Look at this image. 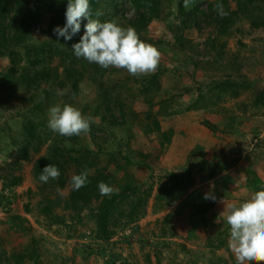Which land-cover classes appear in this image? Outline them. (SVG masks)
<instances>
[{
	"label": "rangeland",
	"instance_id": "obj_1",
	"mask_svg": "<svg viewBox=\"0 0 264 264\" xmlns=\"http://www.w3.org/2000/svg\"><path fill=\"white\" fill-rule=\"evenodd\" d=\"M58 1L0 0V22L5 17L8 26L6 42L0 41V264H235L224 205L264 189V12L257 24L252 16L237 18L222 35L211 21L221 0H191L188 7L184 0H152L158 17L145 41L160 60L155 71L131 75L74 56L86 20L71 41L57 39L53 30L65 25L53 10ZM17 10L27 20L11 28ZM150 10L142 0L141 11ZM92 15L125 28L138 10L130 0H101ZM184 20L193 27L180 30ZM154 79L158 89L148 83ZM224 79L249 87L226 93L218 84ZM57 104L90 117V131L53 133L48 109ZM207 121L217 129L205 127ZM81 151L117 181L111 194L119 195L120 206L111 211L109 236L97 230L99 200L81 212L66 207L71 178L83 170L73 164L84 159ZM50 164L64 186L59 178L39 181ZM162 187L180 192L168 207ZM206 193L216 200H205ZM129 202L143 203L136 215ZM47 203L54 206L49 215Z\"/></svg>",
	"mask_w": 264,
	"mask_h": 264
},
{
	"label": "clouds",
	"instance_id": "obj_2",
	"mask_svg": "<svg viewBox=\"0 0 264 264\" xmlns=\"http://www.w3.org/2000/svg\"><path fill=\"white\" fill-rule=\"evenodd\" d=\"M191 0H184L185 7ZM218 15H226L222 4L216 5ZM66 22L53 31L57 39L71 41L81 32L83 21L84 34L79 42L72 45L77 59H84L102 68L116 67L125 69L131 75L150 73L156 70L161 53L153 45L140 40L136 31L124 28L115 21L100 22L92 18L90 0H68L65 12ZM58 90L57 95H62ZM91 118L70 105L57 104L48 109V128L64 137L79 136L90 131ZM88 170L73 175V190H80L88 181ZM60 171L54 164L47 165L39 175V181L47 183L58 179ZM100 195H110L114 189L104 182L97 185ZM205 200H216L211 193L204 195ZM223 203V201H221ZM224 204V203H223ZM221 216H225L230 228L228 246L235 256V264H258L264 262V189L256 191L250 199L237 204L224 205Z\"/></svg>",
	"mask_w": 264,
	"mask_h": 264
},
{
	"label": "trees",
	"instance_id": "obj_3",
	"mask_svg": "<svg viewBox=\"0 0 264 264\" xmlns=\"http://www.w3.org/2000/svg\"><path fill=\"white\" fill-rule=\"evenodd\" d=\"M100 1L101 0H90L91 11L96 12L97 5ZM143 1H144V4H146L149 8H151L150 12L146 13V12L141 11L142 0H130V2L134 6L137 7L138 15L133 20L129 21L128 26L125 28H128V27L133 28L136 31V33L138 34L140 40H142L143 42L146 43V41H145L146 40V38H145L146 30H147L150 22L154 18L158 17V13H157L156 8H154V6H153L154 2L152 0H143ZM262 1L263 0H247V1H245V0H221L217 4L223 5V9H225L224 12L226 13V15H223V16L218 15L217 11H216V16H214L211 19V21L213 23H215V25H217L218 31L222 35H228L233 23L236 21L237 18H242V16H247V18H250V16H252L253 17L252 23L257 24L258 20L261 18V14L264 12V6L261 5V3H260ZM232 2L236 3L235 9H232V6H231ZM67 3H68V0H59L58 2H55L54 6H53L54 12L58 13V15L61 14V17H63V19H65V22H66L65 12L67 9ZM217 4H215V6H212V7H214V9H216ZM7 6H8L7 3L2 4L1 10L6 12ZM253 6H254V8L251 9ZM92 18L95 19L93 17V15H92ZM4 19H5V17H4ZM4 19H3V22H0V41L6 42V37L8 38V36L5 35V31H7L8 26H6L4 24L5 23ZM26 20H27V14L23 11L17 10L15 15L11 18V21L14 22L11 28H14V27L18 28V26H21L24 23H26ZM190 20H188V21L184 20L183 21L184 25L183 26L181 25L180 30H184L185 28L189 29L187 27L189 26V24H191L190 23L191 21L195 22V23H193L194 25H198L199 18L197 19L196 16L193 20H191V21ZM193 24H191L192 27H193ZM82 25H81V27H82ZM177 43L179 45H183L181 39H177ZM46 46H49L50 49H52V48L58 49L59 48L55 45H50V44H47ZM46 46H41L40 47L41 49H38V50L36 48L34 49V51L37 50V58H39V56L42 52H45ZM70 74L72 75V77H74L75 72L72 71ZM80 74L81 75L76 76L78 78L77 79L75 78V83H78L84 77V72L80 73ZM148 83L156 84L155 87L157 89L159 88V85H160L159 81L156 79L150 80V81H148ZM218 84L221 87H223V91L226 93L228 92L227 88H231V89L233 88V90H234L236 88H240V86H242V85L247 86V87H245V89L249 87L248 86L249 84H247V83H239V82H235V81H232L229 79H224V80L218 82ZM150 90L151 89H148L146 91L152 92ZM237 95H238V93L235 94V96H237ZM103 98L105 101V110L107 112H112V110H111L112 107L110 105V104H112V100H111L110 96L105 95V96H103ZM101 104L102 105L99 106L98 111L103 106V102ZM191 110H193V109H191ZM155 124H156L157 128L159 129V123L156 121ZM203 125L205 127H207L208 129H211V130L217 129V127L209 121L205 122ZM86 152H87L86 155L85 154L83 155L82 151L79 153L81 155V157L84 158L82 160H79L78 157L77 158L71 157V158L75 159V160H73L74 161L73 164L76 166V168H79V169L82 168L83 169L82 171L88 170V172H91L93 169H95L94 168L95 163L89 157V152L88 151H86ZM82 171H80V173ZM90 174L91 173H89V175H88V181L89 182L84 187H82L78 191L72 189L70 197H69V199H67L68 201L66 202V207L68 209H72L74 211L76 210L78 212H81L84 208H86L85 204H90V201L93 199L99 200L101 203H100V206H99L98 211H97L98 213L96 215L97 230L99 231V233L101 235L109 236L107 234L108 233V225L110 222L109 218H110L111 211L112 210L116 211V208L120 206V203L118 201L119 195L117 193H113L111 195L101 196L97 185L100 182H104V183H106L112 187V185L114 183H117V181L115 179H113V177L110 178L107 175L105 176L104 173L98 172L97 170H96V175H90ZM59 179H60L59 185L64 186L65 185L63 183L64 178L61 179V177H60ZM13 184H14V182H13ZM18 184H19V181L17 182L15 180V185H18ZM179 184H182L184 188L186 186L185 183H183V181H178V185ZM162 189H163V192L165 191V202L167 204V207L180 197V192L177 190L176 187H172L170 189H166L165 187H162ZM138 190L139 189H137V188H133L132 192L135 193V191H138ZM138 193H140V192H138ZM143 198L144 197L139 198V200H142ZM61 200L62 199L54 200L55 204H59V202H61ZM129 203H130V205L132 204L131 206H132V210H133L132 211L133 215H136L140 211V209H141L140 207L143 204L141 202H129ZM52 205L47 203L44 206L43 211L45 214H47V215L51 214L52 209L54 207ZM36 257H37V255H36Z\"/></svg>",
	"mask_w": 264,
	"mask_h": 264
}]
</instances>
